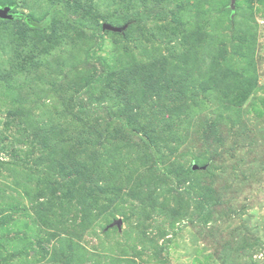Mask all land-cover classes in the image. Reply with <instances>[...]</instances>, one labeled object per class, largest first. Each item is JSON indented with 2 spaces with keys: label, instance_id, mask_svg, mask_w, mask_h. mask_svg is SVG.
Listing matches in <instances>:
<instances>
[{
  "label": "rangeland",
  "instance_id": "374dc122",
  "mask_svg": "<svg viewBox=\"0 0 264 264\" xmlns=\"http://www.w3.org/2000/svg\"><path fill=\"white\" fill-rule=\"evenodd\" d=\"M231 2L0 0L17 15L0 20V264H264V0ZM216 58L253 84L245 100L191 93ZM156 59L197 80L183 107L134 84ZM152 123L154 146L135 130ZM46 125L91 155L92 177L50 184Z\"/></svg>",
  "mask_w": 264,
  "mask_h": 264
},
{
  "label": "trees",
  "instance_id": "16d2710c",
  "mask_svg": "<svg viewBox=\"0 0 264 264\" xmlns=\"http://www.w3.org/2000/svg\"><path fill=\"white\" fill-rule=\"evenodd\" d=\"M95 10L97 8H94ZM17 16V15H16ZM15 16V17H16ZM17 18V17H16ZM14 20V19H13ZM13 20H5V22H12ZM76 28L79 27V25ZM103 24H98L97 29H103ZM109 24V23H107ZM111 25V24H110ZM41 28V26H38L37 29ZM118 28H125L122 32H113L117 34H122L126 31L128 28V25H124L122 27ZM82 32L84 30L80 28ZM111 32V31H109ZM213 63L215 65H218V69H215L213 67ZM211 69L208 72V77H210L209 82L204 81H197L196 79H192L190 76V72L188 70V66L185 62H176L174 63H168L167 59H163L160 61L159 59H156V61H152L147 66H142L140 71L136 72V75L134 77V84L142 85L144 84L145 87H147V90L149 91L151 96H158L162 100H164L165 103L169 102V105H173V108L177 107H183V105H186L187 102H189L190 95L187 97H182L183 94H185V91H188L187 88V82H195L192 83L193 88L191 90L195 93H205L207 94L210 90H219L222 95L225 97H231L234 94V97L238 99V101L245 100L248 95L251 93V90L253 88V84L250 82L249 85H247L246 82H235L230 81L227 82L225 79L229 78L230 76V69L223 68L221 66H225L226 63L220 62L219 59L213 60ZM212 70L215 71L214 75H211ZM108 73V72H106ZM158 74V75H157ZM160 77V79H158ZM104 80V83L108 86V84H121L122 86L126 85L130 86V80L125 77L124 74H120L118 76V80L115 79V76L111 73L106 74V76L100 78L98 80L99 82ZM211 87H210V86ZM224 86L225 89H222V86ZM216 87V88H214ZM124 91H126L124 89ZM190 93V94H191ZM193 99L198 98V94H194L192 96ZM165 106L163 111L164 115L162 118H159L160 122H167L169 119H171L172 114L169 112V108ZM87 107H82L81 111H85ZM131 117L133 116V112H131ZM169 118V119H168ZM75 120L72 121L73 124H76V122H80L81 120H78L80 118L74 117ZM172 122V121H171ZM154 124L152 123L150 127L146 129V127H139L135 128L136 131L141 132L146 137V142L151 146L158 145L159 143H162L165 141L163 139V136L161 134H158L155 130H153ZM62 130H59L56 126L54 127H48L43 126V137H42V146L45 153L44 155V161L43 163H46L47 170L50 173L49 180L50 184L52 186L56 185L57 177L56 175H61L63 177V180H68L71 178L73 174L78 179H86L87 177H92L95 174V167L91 163V155L90 158L87 159L83 158L84 152H82V149H78L77 147L73 148H67V145H65L68 141L67 139L70 137L68 130L64 127L61 128ZM85 143V142H83ZM156 143V144H155ZM158 155L161 156V153L158 152ZM87 163H86V162ZM91 163V164H89ZM159 165V164H157ZM198 170V169H197ZM196 170L191 167V169H187L185 172L182 173L181 176L178 177H184L187 176L189 173L194 172ZM179 175V174H178ZM76 179V178H75ZM97 202L95 199H82L79 203L82 205L84 211H90L91 205L93 203ZM208 208V206H205Z\"/></svg>",
  "mask_w": 264,
  "mask_h": 264
},
{
  "label": "water",
  "instance_id": "95a60500",
  "mask_svg": "<svg viewBox=\"0 0 264 264\" xmlns=\"http://www.w3.org/2000/svg\"><path fill=\"white\" fill-rule=\"evenodd\" d=\"M235 2H236V0H232L231 9H235ZM14 18H15V15L12 13V8L11 7H9V6L2 7L0 5V20H13ZM103 29L105 31H111V32L119 33V32H122L123 29H125V28H118V27H115V26H112L110 24L105 23V24H103ZM193 169L197 170L198 167L197 166H193ZM121 224H122V221L118 220V221L114 222L112 224V226L120 227Z\"/></svg>",
  "mask_w": 264,
  "mask_h": 264
}]
</instances>
